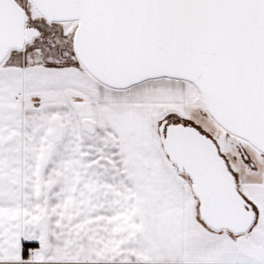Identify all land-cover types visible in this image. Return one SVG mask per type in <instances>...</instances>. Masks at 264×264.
Instances as JSON below:
<instances>
[{
    "label": "snow or ice",
    "instance_id": "6c2138e0",
    "mask_svg": "<svg viewBox=\"0 0 264 264\" xmlns=\"http://www.w3.org/2000/svg\"><path fill=\"white\" fill-rule=\"evenodd\" d=\"M0 264H264V0H0Z\"/></svg>",
    "mask_w": 264,
    "mask_h": 264
}]
</instances>
